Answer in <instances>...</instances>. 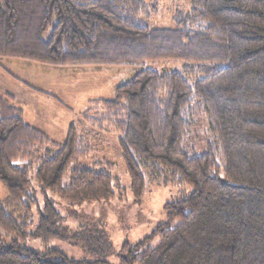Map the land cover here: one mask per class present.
<instances>
[{"label": "trees", "instance_id": "1", "mask_svg": "<svg viewBox=\"0 0 264 264\" xmlns=\"http://www.w3.org/2000/svg\"><path fill=\"white\" fill-rule=\"evenodd\" d=\"M158 0H0V58L54 66L144 65L181 60L180 71L146 68L112 98L89 100L63 142L26 121L15 97L0 94V264H89L20 244L28 236L33 180L71 204L122 198L118 178L87 162L103 132L118 133L135 200L150 179L193 186L165 204L167 219L120 264H264V0H191L175 28L144 23ZM194 107L213 140L191 150ZM222 161V163H221ZM112 167V164H109ZM70 170V181L65 176ZM179 220L174 228L169 222ZM62 215L45 199L32 235L64 237ZM159 237L156 247L144 248ZM103 236H90L89 245ZM61 256L59 261L46 258Z\"/></svg>", "mask_w": 264, "mask_h": 264}, {"label": "rangeland", "instance_id": "2", "mask_svg": "<svg viewBox=\"0 0 264 264\" xmlns=\"http://www.w3.org/2000/svg\"><path fill=\"white\" fill-rule=\"evenodd\" d=\"M158 1V11L152 9L149 16H143L144 23L152 28H175V15L189 9L191 2ZM185 65L186 62L181 60H164L144 65L54 66L19 58H0V94L15 97L33 126L48 132L53 140L63 142L68 128L72 123L79 122L89 100L114 97L119 85L143 69L171 72L180 71ZM191 119L193 126L189 145L191 150L201 154L206 151L207 142L213 140V135L204 113L195 109ZM118 136V133L103 132L101 138H95L93 143L96 149L87 162L101 161L102 167L119 179L123 197L71 204L50 190L43 191L32 177L30 197L35 201L25 198V202L32 206V215L28 223V236L20 241L23 247L44 256L51 251H59L68 258L89 264H120L125 244H137L168 220L166 203L189 197L193 191L192 185L155 182L150 179L149 172L144 170V195L140 200H135ZM69 181L70 170L65 176V184ZM7 196V189L0 182V200ZM46 197L54 201L62 215L59 226L63 227L60 231L64 237L55 236L45 240L42 236L32 235L37 231ZM179 222L175 219L166 228H174ZM0 235L9 240L1 231ZM90 236L97 239L103 236V240L92 245V248L87 241ZM158 243L157 236L149 240L144 248L156 247ZM46 258L59 261L61 256L48 255Z\"/></svg>", "mask_w": 264, "mask_h": 264}, {"label": "crops", "instance_id": "3", "mask_svg": "<svg viewBox=\"0 0 264 264\" xmlns=\"http://www.w3.org/2000/svg\"><path fill=\"white\" fill-rule=\"evenodd\" d=\"M24 115H25V119H26V113H25V111H24ZM27 120V119H26ZM27 122H29L28 120H27ZM30 124H32L31 122H29ZM42 129V128H41ZM45 131V130H44ZM46 132V131H45ZM46 133H48V132H46Z\"/></svg>", "mask_w": 264, "mask_h": 264}]
</instances>
